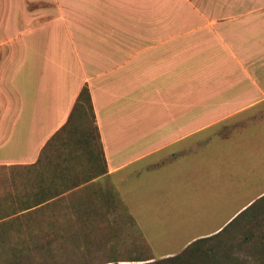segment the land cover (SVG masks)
Wrapping results in <instances>:
<instances>
[{
  "label": "crops",
  "instance_id": "1",
  "mask_svg": "<svg viewBox=\"0 0 264 264\" xmlns=\"http://www.w3.org/2000/svg\"><path fill=\"white\" fill-rule=\"evenodd\" d=\"M0 11L22 20L0 41L18 44L0 56V164L44 165L36 205L117 192L145 232L166 231L153 247L172 252L264 196V0H0ZM83 87L100 154L56 164L47 147ZM233 118L243 123L230 135L195 143Z\"/></svg>",
  "mask_w": 264,
  "mask_h": 264
},
{
  "label": "rangeland",
  "instance_id": "2",
  "mask_svg": "<svg viewBox=\"0 0 264 264\" xmlns=\"http://www.w3.org/2000/svg\"><path fill=\"white\" fill-rule=\"evenodd\" d=\"M4 15L0 11V41L14 32L11 25L18 29L22 22L20 13L6 12V16H12L7 20ZM5 23L10 24V29L4 30ZM6 42L0 46V56L8 51L18 52L16 42ZM242 123L233 118L214 124L195 143L201 145L208 135L228 136ZM47 149L49 155L57 154L56 164L67 151L69 159L76 158L77 152L83 153L82 164H88L85 160L90 157L97 158L100 145L91 116L74 115ZM85 172L88 170H83V176ZM46 177L43 164H0V264H264V196L220 232L194 238L183 246L173 245L169 252L163 242H156L153 247L150 239L168 238L162 235L166 231H148V236L140 222L134 220L131 206L117 192L116 199L110 200L106 189L86 187L70 198L61 197L53 203L24 209L27 203L40 198L37 190L47 182ZM249 192L250 189L241 191L233 199L229 196L228 201L224 198V211H233ZM169 207L171 210L161 215L164 220H174L176 216L171 204ZM163 208L162 205L160 210ZM164 220L153 228H161Z\"/></svg>",
  "mask_w": 264,
  "mask_h": 264
},
{
  "label": "trees",
  "instance_id": "3",
  "mask_svg": "<svg viewBox=\"0 0 264 264\" xmlns=\"http://www.w3.org/2000/svg\"><path fill=\"white\" fill-rule=\"evenodd\" d=\"M77 113H84V114H90L92 120L94 121V113L92 110V105H91V100H90V95H89V91L86 87H83L78 95L77 101L73 107L72 110V116L74 114ZM96 128V127H95ZM35 204H26V206L24 207V209H28L29 207H32ZM14 212H12L11 214H13ZM7 216V215H5Z\"/></svg>",
  "mask_w": 264,
  "mask_h": 264
}]
</instances>
